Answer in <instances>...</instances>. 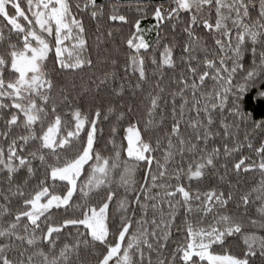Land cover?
Listing matches in <instances>:
<instances>
[{"label": "snow or ice", "instance_id": "1", "mask_svg": "<svg viewBox=\"0 0 264 264\" xmlns=\"http://www.w3.org/2000/svg\"><path fill=\"white\" fill-rule=\"evenodd\" d=\"M0 264H264V0H0Z\"/></svg>", "mask_w": 264, "mask_h": 264}, {"label": "trees", "instance_id": "2", "mask_svg": "<svg viewBox=\"0 0 264 264\" xmlns=\"http://www.w3.org/2000/svg\"><path fill=\"white\" fill-rule=\"evenodd\" d=\"M252 103H253V105H255V103H256V102H255V101H253Z\"/></svg>", "mask_w": 264, "mask_h": 264}]
</instances>
